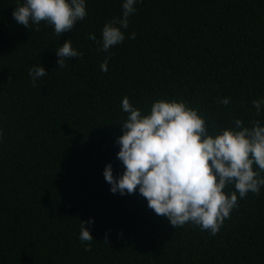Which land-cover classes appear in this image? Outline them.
I'll use <instances>...</instances> for the list:
<instances>
[{
    "label": "trees",
    "instance_id": "trees-1",
    "mask_svg": "<svg viewBox=\"0 0 264 264\" xmlns=\"http://www.w3.org/2000/svg\"><path fill=\"white\" fill-rule=\"evenodd\" d=\"M23 2L0 0V264H264V186L212 235L174 228L138 191L113 194L103 176L107 164L115 178L124 170V97L142 114L160 99L183 101L210 132L236 119L264 126V106L257 115L252 104L264 99V0H139L109 52L88 37L101 39L123 0H85L87 16L59 37L45 22L18 24ZM67 39L83 56L61 69L55 51ZM38 66L47 75L33 87Z\"/></svg>",
    "mask_w": 264,
    "mask_h": 264
},
{
    "label": "clouds",
    "instance_id": "clouds-1",
    "mask_svg": "<svg viewBox=\"0 0 264 264\" xmlns=\"http://www.w3.org/2000/svg\"><path fill=\"white\" fill-rule=\"evenodd\" d=\"M137 2L123 0L121 17L105 23L100 40L89 34L98 51L109 52L123 42L122 29H127ZM12 16L26 29L30 23L36 25V31L45 22L59 37L70 32L77 21L84 20L87 10L85 0H24ZM135 35L133 32L129 38L135 39ZM55 52L61 69L66 67V60L83 56L72 47L70 39ZM110 57L111 53L102 62V71H107ZM28 74L35 87L47 72L38 66L30 68ZM218 102L226 106L229 99ZM252 104L259 115L264 99L253 100ZM121 107L127 118L120 126L122 135L116 140V156L124 170L118 178L113 176L110 164L103 170L113 194L138 191L148 208L167 218L174 228L191 223L212 235L230 218L239 199L249 192L259 196L264 186V126L259 121H252L249 128L236 119L234 127L217 133L215 126L210 132L205 118L183 101L160 99L151 104L148 114H142L124 97ZM229 185H234L235 190L226 193ZM80 223L79 239L85 243L84 250L91 251L93 237L85 222ZM104 241L108 243L107 237Z\"/></svg>",
    "mask_w": 264,
    "mask_h": 264
}]
</instances>
